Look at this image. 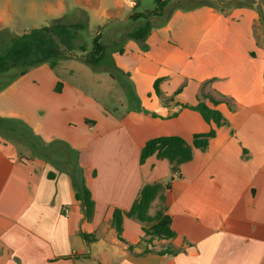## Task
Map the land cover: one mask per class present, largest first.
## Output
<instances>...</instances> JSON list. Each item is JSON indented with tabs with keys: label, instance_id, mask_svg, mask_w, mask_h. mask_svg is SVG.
<instances>
[{
	"label": "crops",
	"instance_id": "obj_1",
	"mask_svg": "<svg viewBox=\"0 0 264 264\" xmlns=\"http://www.w3.org/2000/svg\"><path fill=\"white\" fill-rule=\"evenodd\" d=\"M193 3L171 7L141 43L106 32L120 44L106 65L109 83L125 86L121 108L103 106L69 78L55 90L47 63L32 70L41 84L26 90L13 81L0 91V116L33 133L21 135L31 151L24 153L0 132V264H264V20L257 5ZM157 79L172 97L167 103ZM201 91L218 99L223 124L181 105L195 104ZM210 129L207 147H194L176 177L165 158L139 162L150 138L190 143ZM55 140L77 153L94 201L90 218L56 165L58 149L38 150ZM147 182H170L165 205L174 236L147 242L142 223L124 215L119 238L113 209H129ZM157 206L154 200L149 213Z\"/></svg>",
	"mask_w": 264,
	"mask_h": 264
},
{
	"label": "trees",
	"instance_id": "obj_2",
	"mask_svg": "<svg viewBox=\"0 0 264 264\" xmlns=\"http://www.w3.org/2000/svg\"><path fill=\"white\" fill-rule=\"evenodd\" d=\"M219 0H199L198 3L212 5L221 10L236 6H253L252 0H244L245 3H234L227 1L226 6H222ZM156 6L151 11L139 10L131 13L129 17L138 21L142 19V23L135 28L127 31L125 37L132 38L141 43L148 34L152 23L150 21L151 15L162 16L163 11L168 8L170 0H154ZM138 1L135 0L132 8L138 6ZM196 3H187L186 7L195 6ZM184 6V5H176ZM171 8V7H170ZM166 16L160 20L164 22L168 17L170 11ZM4 33L0 32V36ZM101 34L97 33L93 38V48L90 55L83 60L88 64L95 65L96 60H102L107 63L109 55L105 54L103 46L99 42ZM76 37V32H71L68 28L60 23H54L49 26H41L31 28L29 31L22 32L21 34L13 35L9 43L3 51H0V76L8 73L11 69L16 71L15 75H23L31 66L41 63H47L51 68H55L61 58L66 57L65 50L72 47L70 44ZM117 44L115 47H118ZM69 46V47H68ZM84 49V47H82ZM122 51V48H119ZM97 56V57H96ZM157 79L154 82V89L157 95L164 103H167L172 97H165L158 88ZM59 81H57L56 90L58 91ZM6 84H0V89L5 87ZM218 99L214 98L211 94L201 91L197 95V102L195 104L181 103L182 106L197 110L203 119L207 122H212L219 126L225 122L220 111L215 107ZM11 120L0 116V132L3 128H13L10 125ZM6 126V127H4ZM9 126V127H8ZM27 133L33 134L29 129L25 128ZM214 129L207 132L196 133L193 135L191 142H187L178 135H164L148 139L140 150L139 162L143 163L149 156L156 155L157 157L165 158L170 163L171 171H178L181 164L190 160L193 154V148L205 149L209 139L214 135ZM3 134V133H2ZM32 136V135H31ZM52 149H58L60 156L57 158L56 165L65 170L72 182L75 190L76 199L80 200L81 207L86 218H90L94 210V201L91 192L85 184L82 168L78 163L76 151L69 148V146L61 140L51 141L49 143H42L41 152L44 154H52ZM49 175H52L49 173ZM170 187V182H147L144 183L138 192L137 198L133 201L130 208L122 211L115 208L112 212V221L116 232L120 237L122 231L123 216L135 217L142 223V230L147 236V242L153 238L166 239L174 236V231L171 228V218L166 213L165 205V192ZM157 200V208L153 214L149 213L151 203ZM86 238L87 235L83 234ZM144 238V237H143ZM129 248L131 246L129 245ZM166 250H163V252Z\"/></svg>",
	"mask_w": 264,
	"mask_h": 264
},
{
	"label": "rangeland",
	"instance_id": "obj_3",
	"mask_svg": "<svg viewBox=\"0 0 264 264\" xmlns=\"http://www.w3.org/2000/svg\"><path fill=\"white\" fill-rule=\"evenodd\" d=\"M137 1L140 3L138 6L126 9V7H133L129 6V4L133 5L135 0H0V17L2 19L0 32L4 33V35L0 36V51L6 48L13 35L29 31L34 27L60 23L71 32H76V37L70 44L72 46L70 50L66 49L64 51L66 57L61 58L58 65L51 69L57 74L58 88H61L62 78H69L103 106L111 107V105H114L121 108L120 100L126 104L123 82L117 78L112 85L109 83L108 75L110 70L105 61L99 59L93 65L83 62V60L90 55L93 48V38L97 33L101 34L99 42L103 46L105 54L109 55L112 52V48L117 44L109 42L105 37L106 32L116 29L114 31L119 36L121 33L126 34L127 31L142 23V19L138 21L132 20L129 17L131 13L143 9L151 11L156 6L154 0ZM198 1L192 0V2ZM227 1L234 3L236 0H219L218 2L222 6H226ZM237 1L245 3L244 0ZM252 1V4L257 5L260 9L261 17L264 20V7L260 4L264 0ZM187 3H189L187 0H170L167 7L170 8L179 4L185 6ZM103 7H107V10L112 11V16H109V13H105L102 9ZM168 8L163 11L160 17L151 15V23L154 24L162 20L166 16ZM95 9H98L96 14L94 13ZM118 9L119 13H116ZM38 65L29 67L23 76L15 75L16 71L11 69L8 73L0 76V84H6L7 86L15 81L20 83L26 90L27 85L35 84L37 86L41 82L39 81L40 79L32 75V70ZM69 69H73L71 75L65 73ZM118 96L121 99H118ZM6 125H10L13 128L4 126L6 128L1 129L2 133L9 138H14L17 147L21 151L30 153L28 145L20 139L22 134L27 135V130L19 124L13 123V121ZM20 129L22 130L20 131ZM38 150L40 151L41 149L39 148Z\"/></svg>",
	"mask_w": 264,
	"mask_h": 264
},
{
	"label": "built area",
	"instance_id": "obj_4",
	"mask_svg": "<svg viewBox=\"0 0 264 264\" xmlns=\"http://www.w3.org/2000/svg\"><path fill=\"white\" fill-rule=\"evenodd\" d=\"M171 175H172V177H176L178 175V172L177 171H173ZM64 214L65 215L68 214V210L67 209L64 210Z\"/></svg>",
	"mask_w": 264,
	"mask_h": 264
}]
</instances>
